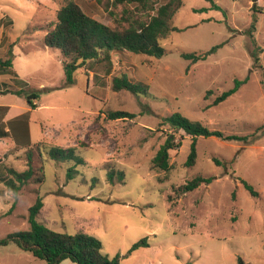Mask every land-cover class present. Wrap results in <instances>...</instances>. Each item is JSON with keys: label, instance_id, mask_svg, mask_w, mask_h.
<instances>
[{"label": "rangeland", "instance_id": "374dc122", "mask_svg": "<svg viewBox=\"0 0 264 264\" xmlns=\"http://www.w3.org/2000/svg\"><path fill=\"white\" fill-rule=\"evenodd\" d=\"M75 1L106 24L148 10L137 11L135 0ZM64 2L0 0V58L12 62L0 83V124L12 130L0 139V157L24 171L32 153L35 177L43 175L17 194L0 182V239L30 229L28 209L39 196V223L89 234L122 264H264V0H182L175 30L159 41L163 56L143 64L151 70L147 96L113 91L103 63L94 64L96 78L77 70L64 84L63 56L43 42ZM154 2L165 0H147ZM212 48L192 65L181 56ZM236 79L245 82L212 105ZM32 92L35 107L25 96ZM110 110L134 117L107 120ZM174 112L222 133L196 137L191 166L192 136L161 123ZM169 132L171 167L152 168ZM41 141L72 147L82 162L53 160L45 147L39 153ZM197 175L212 180L176 198V188ZM142 238L147 245L128 253ZM0 264L45 261L9 241L0 245Z\"/></svg>", "mask_w": 264, "mask_h": 264}, {"label": "trees", "instance_id": "16d2710c", "mask_svg": "<svg viewBox=\"0 0 264 264\" xmlns=\"http://www.w3.org/2000/svg\"><path fill=\"white\" fill-rule=\"evenodd\" d=\"M135 8L146 9L145 17H121L113 24L103 23L88 13L75 1L65 0L64 4L57 9L55 22L52 27H45L44 45L49 48L59 49L63 58V69L66 86L74 83V73L82 70L87 76L92 72L96 78L94 64H104L105 74L110 75V87L113 91L126 90L134 95H149L148 86L151 70L143 64L149 63L150 58H160L165 50L159 41L168 37L175 28L171 21L175 13L182 5V0H165L156 5L148 4L147 0H135ZM214 48L204 53H182L181 56L190 60V65L206 58L207 54ZM255 61H259V56H255ZM11 59L0 58V77L3 80L10 74L11 70H5V66H11ZM245 80H235L233 88L222 92L213 101L212 105L225 100L233 94ZM6 85V82H3ZM18 94L23 90L15 91ZM28 103L35 107L33 101L37 98L36 93L25 94ZM6 111V107H2ZM134 114L122 110H110L105 113L107 120H118L132 118ZM162 124L168 125L171 131L182 130L187 135L192 136L191 151L186 162L191 166L196 158V137L218 136L222 133L209 129L200 122L191 121L179 112L163 118ZM7 131L0 130V138L6 137ZM45 141L35 145L37 151L41 153V147H45L48 156L53 160L74 159L78 163L82 162L80 157L74 154L72 147L63 148L55 145L51 147ZM176 147L174 136L167 133L165 144L153 156L151 160L152 168L167 171L171 167L169 163L168 149ZM27 169L18 171L12 166H6L0 157V171L4 167V172H0V182L7 190L13 194L26 185L29 181L41 183L43 175L35 177L36 171L33 167V154L26 156ZM219 163L218 160L214 159ZM4 165V166H3ZM42 171V166L39 168ZM108 180L111 182L109 172ZM212 177L197 175L187 181L184 185L176 188L177 196L185 194L197 188L201 183L208 184ZM245 187L251 192V186L243 181ZM43 206L42 198L37 196L34 203L28 209V221L30 229L10 234L4 239H0V245H5L13 241L23 251L30 252L33 256L45 261V264H60L68 259L76 264H122L119 256L112 258L102 253L101 242L86 233L78 232L67 234L57 232L39 223L36 220ZM147 245V238H142L135 242L128 253L140 246ZM239 264H246L238 258Z\"/></svg>", "mask_w": 264, "mask_h": 264}, {"label": "crops", "instance_id": "0c3cea01", "mask_svg": "<svg viewBox=\"0 0 264 264\" xmlns=\"http://www.w3.org/2000/svg\"><path fill=\"white\" fill-rule=\"evenodd\" d=\"M0 83L2 84L3 82H2V79H1V77H0ZM1 87V86H0ZM1 88H3V89H5L6 87L5 86H3V87H1ZM1 91V90H0ZM33 103H35V105H37V103H36V99L33 101ZM0 130H4V131H7V136H9V134L12 132V130H10V128H9V126L5 123V124H0ZM2 138V137H1ZM0 138V139H1ZM4 138V137H3ZM60 264H76V263H74V262H72V261H70V260H68V259H65V260H63Z\"/></svg>", "mask_w": 264, "mask_h": 264}]
</instances>
